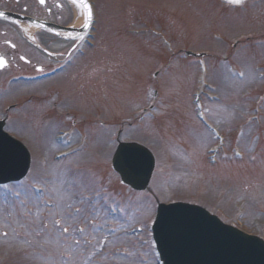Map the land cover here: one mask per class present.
Segmentation results:
<instances>
[{
    "label": "rangeland",
    "instance_id": "obj_1",
    "mask_svg": "<svg viewBox=\"0 0 264 264\" xmlns=\"http://www.w3.org/2000/svg\"><path fill=\"white\" fill-rule=\"evenodd\" d=\"M94 1L98 3L99 19L94 41L96 48L89 49L85 56L81 72L85 79L74 78L70 71L26 89L55 88L59 106L70 107L84 118L94 117L96 112L102 121L116 119L112 129H122L121 141L135 138L155 157L157 165L151 187L137 196H132L127 190L129 196L127 193L122 196L123 188L120 187V192L112 199L105 186L89 182L93 177L95 179L94 173L92 176L87 173L82 178L86 181L83 186L86 195L95 194L100 201H111L116 207H113L114 212L119 209L123 215L114 216L107 212L108 219L101 220L102 224L107 221L106 227L88 236H80L76 235L74 228L78 222L85 221L83 209L74 218L68 215L71 198L79 189L72 186L74 177H67L69 170L62 177V172L50 168L51 178L42 177L45 173L39 171L41 177L38 182L50 183L47 190L55 200H52L55 207L49 211L48 221L58 218L69 229L62 243L60 235L51 228V233H36V219L29 214L33 203L31 196L28 201H8L0 190V264H154L152 245L145 233L130 235L129 230L138 227L143 230L151 220L157 202H192L213 213L214 209L222 208L224 215L235 219L240 217L230 220L224 216L226 223L247 233L258 230L257 233L264 237V139L259 141L258 131L250 126L240 145L244 156L257 153L256 162L247 163L244 159L237 164L208 166L204 155L211 142L190 107V93L201 92L193 83L195 67L186 65L188 61L168 58V48L159 45L166 42L172 51L212 55L205 62V83L210 92L201 93L199 98V104L202 106L204 102L207 112L201 111L204 124L209 121L220 132L233 131L240 124L251 122V114L261 107L259 117L264 128V42L230 46L246 37L254 41L264 39V0H258L256 4L246 3L244 9L240 7L235 11L217 5L215 0ZM0 6H4L2 1ZM149 27L157 29L155 38L151 32V36L147 33ZM132 30L142 36L128 32ZM81 58L78 56L75 66ZM171 60L169 70L161 69L162 73L154 71ZM153 77H156V82ZM85 83L86 88H90L84 86L77 94V84ZM24 87L7 81L0 84L1 113L6 104L32 93L30 90L19 93ZM152 92L159 95V114L154 121L156 127L144 120L132 129L130 125L136 123L141 111L138 109L145 106ZM210 94L214 95L215 101H206ZM261 95L263 100L260 102ZM24 100L19 103H24ZM44 109L40 105H26L12 113L7 127L14 137L25 141L28 149L34 148L37 158L46 149L43 145L46 139H50L41 131V125H51L44 116ZM88 130L91 138L86 151L74 154L68 162L71 166L80 161L79 164L92 166L90 170L102 177L110 175L109 158L113 145L109 138L103 141L105 131L101 127L91 126ZM38 134L41 136L37 137ZM105 136H110V133ZM37 166L35 162L34 168ZM37 172L35 170L34 173ZM108 229H114L112 235L106 234ZM2 232L7 236L4 237ZM73 237L80 241L78 245L71 243L75 239ZM85 237L93 242L89 250L85 247ZM99 247L105 251L104 254L99 252L100 249L94 259L84 261ZM61 253L68 260L61 258Z\"/></svg>",
    "mask_w": 264,
    "mask_h": 264
},
{
    "label": "water",
    "instance_id": "obj_2",
    "mask_svg": "<svg viewBox=\"0 0 264 264\" xmlns=\"http://www.w3.org/2000/svg\"><path fill=\"white\" fill-rule=\"evenodd\" d=\"M14 145L0 134V182L22 174L19 165L22 153ZM139 152L146 153L135 146L121 145L114 165L124 183L141 190L151 174L152 162L146 155V159L138 160ZM154 239L165 264H264L262 241L223 226L196 207L180 204L160 207Z\"/></svg>",
    "mask_w": 264,
    "mask_h": 264
},
{
    "label": "flooded vegetation",
    "instance_id": "obj_3",
    "mask_svg": "<svg viewBox=\"0 0 264 264\" xmlns=\"http://www.w3.org/2000/svg\"><path fill=\"white\" fill-rule=\"evenodd\" d=\"M6 6L5 10L14 11L17 10L21 6V11L19 9L16 11L20 14H24L30 16L37 20L47 21L51 24L57 26H69L70 21L72 19L74 10L69 7V3L66 0H44V3L40 5L37 0H35V4L33 7H30V3L34 0H5ZM29 1V3L27 2ZM28 4H27V3ZM30 7V8H29ZM9 25L10 36L12 37V42L14 38L18 36L17 31H14V25ZM6 31H0V35H5ZM41 36L37 38L38 43L45 48L49 53L46 55L41 49L37 47H25V53L22 51V46L15 44L14 46H9L6 41L0 39V57L6 60V67L1 71H9V72H32L41 70L44 67H41L36 64L34 61L46 60L44 63L45 68L53 64L55 62L67 60L73 56H79L77 52L82 48L81 42L84 40L83 37L78 38H62L57 37L55 34L48 33L45 35L44 33L40 34ZM46 36V37H44ZM88 36V34H87ZM87 39V37H86ZM79 47V48H78ZM32 54L30 57L34 61H30L25 59L21 54ZM63 57V59H60ZM23 58V59H22ZM41 58V59H39ZM77 57L75 58L76 62ZM50 63V64H49ZM81 63H84V58L81 60ZM71 61H69L68 66H70ZM78 68H76L77 70ZM78 71V70H77ZM81 73V71H80Z\"/></svg>",
    "mask_w": 264,
    "mask_h": 264
},
{
    "label": "snow or ice",
    "instance_id": "obj_4",
    "mask_svg": "<svg viewBox=\"0 0 264 264\" xmlns=\"http://www.w3.org/2000/svg\"><path fill=\"white\" fill-rule=\"evenodd\" d=\"M227 2L229 4H239L241 3V0H227ZM40 3L43 4L44 0H40ZM73 4H77L79 7H82L86 10V19H85V24L84 26L87 27V22L91 19L92 17V12H91V8L87 5V3L84 2V0H72ZM0 15H3V13H0ZM23 59V58H22ZM5 66V62L2 58H0V67H4ZM59 221H56V224L59 225ZM68 228L64 227L63 231L66 233L68 232ZM79 231L83 232L84 229H79Z\"/></svg>",
    "mask_w": 264,
    "mask_h": 264
},
{
    "label": "bare ground",
    "instance_id": "obj_5",
    "mask_svg": "<svg viewBox=\"0 0 264 264\" xmlns=\"http://www.w3.org/2000/svg\"><path fill=\"white\" fill-rule=\"evenodd\" d=\"M25 28H27L29 31H31V30H32V28H30V27H27V26H25Z\"/></svg>",
    "mask_w": 264,
    "mask_h": 264
}]
</instances>
